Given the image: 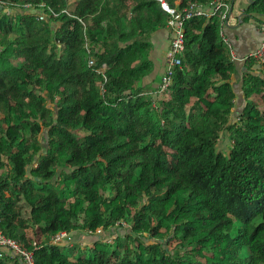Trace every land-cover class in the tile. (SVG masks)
<instances>
[{
    "label": "trees",
    "instance_id": "1",
    "mask_svg": "<svg viewBox=\"0 0 264 264\" xmlns=\"http://www.w3.org/2000/svg\"><path fill=\"white\" fill-rule=\"evenodd\" d=\"M1 2L5 237L35 264H264V62L231 60L218 15L185 23L161 93L145 84L155 34L170 46L159 1ZM242 13L264 29V0ZM63 231L94 239L50 244Z\"/></svg>",
    "mask_w": 264,
    "mask_h": 264
},
{
    "label": "built area",
    "instance_id": "2",
    "mask_svg": "<svg viewBox=\"0 0 264 264\" xmlns=\"http://www.w3.org/2000/svg\"><path fill=\"white\" fill-rule=\"evenodd\" d=\"M160 2L163 11L169 15V19L166 24V29L170 35V46L166 58V67L163 74L161 75L160 83L158 90L161 93L168 91L172 83V78L175 70L180 68L185 52V23L194 18H208L215 15L220 17L221 21V30L220 35L223 38L225 45L228 47L230 52V57L232 61H239L237 56L234 53L232 44L226 38L224 33V26L227 23V19L231 10L229 3L225 0H213L208 6L198 5L195 3L190 4L187 8H184L182 11H175L170 9L164 0H157ZM0 0V6H1ZM252 60L258 63L264 62V29H263V41L261 42L259 48L250 55ZM244 60V59H243ZM89 65H92V62H89ZM101 71V73H103ZM125 227V225L123 226ZM101 231L97 230L96 234H100ZM80 233L75 234V232H59L50 239V244L52 245H67L72 247L74 245V237ZM87 236H93L91 233H88ZM86 236V237H87ZM0 259H10L15 260L19 264H35L34 253L24 249L21 244L17 241L5 237L0 232Z\"/></svg>",
    "mask_w": 264,
    "mask_h": 264
},
{
    "label": "crops",
    "instance_id": "3",
    "mask_svg": "<svg viewBox=\"0 0 264 264\" xmlns=\"http://www.w3.org/2000/svg\"><path fill=\"white\" fill-rule=\"evenodd\" d=\"M248 0H235L232 10L231 18L228 21V31L227 37L230 42H232V47L235 55L239 59L238 62H241V58L245 61L249 59L250 55L253 54L260 46L263 41V30L259 27H255L253 23L241 24L238 22V19L242 17V12L246 8ZM264 21V16H263ZM169 35V34H168ZM167 33H156L152 42H153V52L152 60L154 61L155 71L152 78L149 77L145 80V84L151 85L154 89L159 86L161 75L164 72L166 67V58L168 53V42H166ZM238 67L241 68V65L238 64ZM240 75L237 73L236 76L231 77V83L235 89L240 87ZM241 100V98H238ZM236 99V100H237ZM237 100V102H238ZM240 103V101L238 102ZM76 236L74 237L75 240ZM87 241V240H86ZM82 242L81 244H85ZM75 245V244H74Z\"/></svg>",
    "mask_w": 264,
    "mask_h": 264
},
{
    "label": "rangeland",
    "instance_id": "4",
    "mask_svg": "<svg viewBox=\"0 0 264 264\" xmlns=\"http://www.w3.org/2000/svg\"><path fill=\"white\" fill-rule=\"evenodd\" d=\"M251 62H252V67H253V69H257L258 68V65H259V63L258 62H255L254 60L252 61L251 60ZM256 104H258V105H260V104H262L263 103V101L261 100V99H259V98H256ZM226 145H227V143H225V142H223V144H221V146H220V148L219 149H225V147H226ZM102 233V232H101ZM87 235H85V234H79V235H77L76 236V238H75V241H74V244H78V245H80V246H84V244H81L82 242H86L85 244H87V243H91L92 241H93V237H90V236H87ZM87 240V241H86Z\"/></svg>",
    "mask_w": 264,
    "mask_h": 264
},
{
    "label": "water",
    "instance_id": "5",
    "mask_svg": "<svg viewBox=\"0 0 264 264\" xmlns=\"http://www.w3.org/2000/svg\"><path fill=\"white\" fill-rule=\"evenodd\" d=\"M249 2H251V0H248ZM2 10V7L0 6V11ZM232 10V9H231ZM231 10H230V13H229V15L231 14ZM9 12L11 11L10 9L8 10ZM243 15V14H242ZM241 18V17H240ZM241 60V62H243L244 60H243V58H241L240 59Z\"/></svg>",
    "mask_w": 264,
    "mask_h": 264
}]
</instances>
